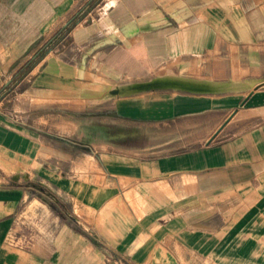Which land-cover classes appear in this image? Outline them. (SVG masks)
I'll use <instances>...</instances> for the list:
<instances>
[{
  "label": "crops",
  "instance_id": "obj_1",
  "mask_svg": "<svg viewBox=\"0 0 264 264\" xmlns=\"http://www.w3.org/2000/svg\"><path fill=\"white\" fill-rule=\"evenodd\" d=\"M0 264H264V0H0Z\"/></svg>",
  "mask_w": 264,
  "mask_h": 264
},
{
  "label": "rangeland",
  "instance_id": "obj_2",
  "mask_svg": "<svg viewBox=\"0 0 264 264\" xmlns=\"http://www.w3.org/2000/svg\"><path fill=\"white\" fill-rule=\"evenodd\" d=\"M43 50H45V47L43 48ZM50 52H22V57L21 59H19L14 65V67L19 66V65H23L25 66V68H30V66L34 65V63L37 61H41V58L44 57L46 58L47 55ZM20 73H17L14 75L12 83L10 85L11 88V93L12 94H17L18 92H20V88L19 87V83H20ZM24 88V87H22ZM116 88H113L111 90V92L109 93V95L111 94H115L114 90ZM14 104V103H13ZM15 106H17V108H24V109H28L29 110V116H28V122L32 127H35V125H41L45 130H50L51 128H55V122H53L51 120V117H49L48 121L45 120L43 121V123H40L39 121H37L36 118V110L35 108V102L30 101V99L26 102H20L18 100L15 101ZM40 113H43L44 115H50L51 113V106L50 105H45L44 107H42L41 109H39L38 111V115ZM57 124V123H56Z\"/></svg>",
  "mask_w": 264,
  "mask_h": 264
},
{
  "label": "bare ground",
  "instance_id": "obj_3",
  "mask_svg": "<svg viewBox=\"0 0 264 264\" xmlns=\"http://www.w3.org/2000/svg\"><path fill=\"white\" fill-rule=\"evenodd\" d=\"M114 93L117 94V89L114 90Z\"/></svg>",
  "mask_w": 264,
  "mask_h": 264
}]
</instances>
